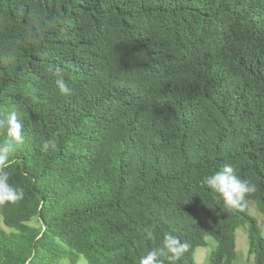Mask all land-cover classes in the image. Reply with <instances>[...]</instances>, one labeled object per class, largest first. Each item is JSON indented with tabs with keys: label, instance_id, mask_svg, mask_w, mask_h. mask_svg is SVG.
<instances>
[{
	"label": "trees",
	"instance_id": "1",
	"mask_svg": "<svg viewBox=\"0 0 264 264\" xmlns=\"http://www.w3.org/2000/svg\"><path fill=\"white\" fill-rule=\"evenodd\" d=\"M10 110L25 196L0 205V264H139L169 234L187 247L165 264H196L206 236L208 264H231L241 226L264 264V0H0ZM225 163L255 185L239 209L205 184Z\"/></svg>",
	"mask_w": 264,
	"mask_h": 264
},
{
	"label": "clouds",
	"instance_id": "2",
	"mask_svg": "<svg viewBox=\"0 0 264 264\" xmlns=\"http://www.w3.org/2000/svg\"><path fill=\"white\" fill-rule=\"evenodd\" d=\"M55 20L49 21L45 28L53 27ZM35 33H39V28L33 24ZM56 77L55 85L64 97H71L73 88L64 79L59 68L53 71ZM0 131L5 134L3 143H0V205L15 204L24 199L25 193L22 187H15L10 183V173L7 171L15 163L13 154L18 146L25 140L24 125L21 116L16 110H10L6 116L0 117ZM56 140L47 139L41 144V151L48 152L55 150ZM206 186L222 197L224 204L231 209L243 207L246 197L255 192V185L251 182L241 179L236 169L231 163H225L219 170L205 177ZM147 238L153 237V231L146 229ZM186 245L175 236L169 234L165 237L162 246L152 248L146 255L142 256L139 264H165V260L178 261L183 255Z\"/></svg>",
	"mask_w": 264,
	"mask_h": 264
},
{
	"label": "rangeland",
	"instance_id": "3",
	"mask_svg": "<svg viewBox=\"0 0 264 264\" xmlns=\"http://www.w3.org/2000/svg\"><path fill=\"white\" fill-rule=\"evenodd\" d=\"M248 211L251 215H254L259 224L262 226V216L256 209L255 205L249 201L247 203ZM33 223V222H32ZM0 227L8 230L4 226L1 217H0ZM206 245L198 246L195 248L193 253V260L196 264H208V255L212 249L215 247V240L212 236L205 237ZM235 253L236 257L231 264H255L253 256L248 253V244H247V233L246 227H238L235 231ZM57 264H71L67 259H61ZM75 264H87L86 260L83 257H80Z\"/></svg>",
	"mask_w": 264,
	"mask_h": 264
}]
</instances>
